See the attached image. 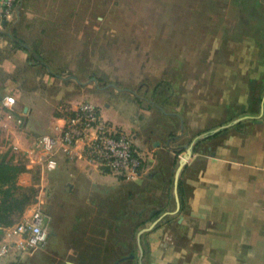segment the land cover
Returning a JSON list of instances; mask_svg holds the SVG:
<instances>
[{"label": "crops", "instance_id": "0c3cea01", "mask_svg": "<svg viewBox=\"0 0 264 264\" xmlns=\"http://www.w3.org/2000/svg\"><path fill=\"white\" fill-rule=\"evenodd\" d=\"M31 1L46 0L17 3L0 55V94H14L16 112L25 118L24 128L12 135L29 169L19 175V183L30 185L45 177L36 137L54 131L79 102L89 99L103 119L129 133L144 155L137 177L164 176L166 189L149 192V204L157 196L163 198L165 209L144 233L140 264H264V0H163L159 4L192 6L194 12L173 15L174 20L161 13L155 29L130 30L125 36L115 30L96 31L95 38L109 34L117 51L119 38H127V53L153 55L150 62L163 71L156 77L170 71L173 80L164 78L156 84L167 87L169 94L161 92L159 103L148 100V104L137 90L118 86L115 79L104 84L100 76L87 81L81 74L66 75L68 70H90L81 56L65 57L59 73L51 70L55 59L37 69L30 60L36 43L16 37ZM154 17L147 19L154 22ZM172 21L175 31L168 33ZM88 37L84 31L70 32L69 44L62 45L61 52L83 54ZM146 64L143 61L139 67L144 70ZM149 76L140 80L149 82ZM258 111L260 117L234 124L244 113ZM221 121L229 123L227 129L193 145L191 159L180 170L178 208L175 177L186 151L179 149L180 144ZM186 145L192 148L191 143ZM58 160L92 180L117 179L94 162L69 158L62 150Z\"/></svg>", "mask_w": 264, "mask_h": 264}, {"label": "rangeland", "instance_id": "374dc122", "mask_svg": "<svg viewBox=\"0 0 264 264\" xmlns=\"http://www.w3.org/2000/svg\"><path fill=\"white\" fill-rule=\"evenodd\" d=\"M161 1L163 0H46L41 3L31 1L19 28H16V37L20 41L36 43L32 52L35 56L30 54V60L32 59L37 69L46 68L42 62L55 59L51 70L59 73L62 71L58 68L64 65L65 57L67 60L71 57L78 60L81 56L83 65L88 66L90 70H68L65 71L66 75L81 74V78L87 81L100 76L105 78L104 84L110 82V79H115L118 86L137 90L144 98L145 104L149 103V99L159 103L161 92L169 94L167 87L158 86L164 78L174 79L170 76V71L160 78L156 77L163 71L152 63L153 55L127 53V38H119L120 48L117 51L113 48L109 34L104 33L96 38L92 35L96 31L115 30L124 36L130 30L150 31L160 24L157 18L161 13L171 15L172 19H169L174 20L173 15L194 12L192 6L162 5L159 4ZM169 1L171 0H167ZM147 17H154L156 20L152 22L154 19L148 20ZM136 18L139 19L135 20ZM174 26V21L169 22L167 32L172 33ZM76 31H84L90 35L87 46L79 56L65 55L61 52L62 45L67 46V40L70 39L68 34ZM74 47L70 48L71 51H74ZM77 60L74 65L78 64ZM143 61H147L148 66L144 70L139 67ZM132 66L138 68L132 69ZM144 74L151 75L149 82L140 80ZM157 82L159 85L154 89ZM154 92L157 95H153ZM61 164L55 169H46L44 178L36 179L30 185L23 184L27 194L31 193L32 189L34 191L24 212L15 215V221H18L31 213L34 207H41L50 219L46 245L33 253H23L17 258L9 256L5 258L9 259L8 264H113L112 257L115 254L112 244L115 243L122 253L135 254L134 259L121 264H140L138 232L141 226H149L155 219H148L136 228L135 223L140 217L137 214L124 213L123 205L128 203L131 211H143V207H147L143 216L146 218L155 205L149 204L148 196L155 193L154 191L166 189L165 180L158 176L155 180L151 179L148 185L147 181H150L145 177L126 179L113 173L111 174L117 178L115 180H92L75 170L76 168ZM99 168L106 171L102 167ZM26 170H29L28 167ZM144 187H147L145 192ZM174 206L173 203L172 209Z\"/></svg>", "mask_w": 264, "mask_h": 264}, {"label": "built area", "instance_id": "2783aa9c", "mask_svg": "<svg viewBox=\"0 0 264 264\" xmlns=\"http://www.w3.org/2000/svg\"><path fill=\"white\" fill-rule=\"evenodd\" d=\"M19 1L0 0V55L7 40L6 25L15 18ZM16 101L12 93L0 94V152L3 146L11 153L22 152L19 142L12 138L15 130L25 126L24 114L16 112ZM35 143L42 165L49 170L58 166L59 150L69 158L86 159L126 179H135L146 160L129 133L103 119L91 100L79 102L62 123L56 124L54 131L40 133ZM190 159L191 156L187 157L188 162ZM49 220V215L38 206L14 224L0 225V262L44 247L49 236Z\"/></svg>", "mask_w": 264, "mask_h": 264}, {"label": "trees", "instance_id": "16d2710c", "mask_svg": "<svg viewBox=\"0 0 264 264\" xmlns=\"http://www.w3.org/2000/svg\"><path fill=\"white\" fill-rule=\"evenodd\" d=\"M31 56H35V55L32 54ZM157 85H158V82H157ZM157 85L155 86L154 89H156ZM149 101L154 102V100L152 99H149ZM260 114H261L260 111L254 114H250L246 112L242 115V118L234 124L239 126L243 123L244 120L248 119L249 117L257 118L261 116ZM228 124L229 123H227V121L226 122L221 121L217 123L216 125L208 126V127L202 128L194 132L188 142H184L180 144L181 147L179 149L185 150L186 144L188 143L192 144V149L193 147L195 148V146L193 145L200 143L203 139H207V138H210L211 136L217 135L218 133L227 129L225 127ZM23 156L24 154L22 152H19L18 154L15 152L11 153V150L9 149L6 151L0 152V225H3V226H8V225H11L17 222L15 221V215L22 214L24 212V210L30 203V199L34 191V189H32L31 190L32 192L27 194L26 187L23 186V184L19 183L18 181L19 175L26 170V163H25V160L23 159ZM159 178L161 180H164L163 174L160 175ZM155 179H157V177H155ZM149 181L150 182L147 181L148 185L149 183H151V180ZM146 188L144 187L143 190ZM145 191L147 190H144V192ZM152 200H153V203L155 204L154 205L155 207L152 206L146 218L143 216L145 215L147 211V207H143L144 208L143 211L142 210L131 211L130 208L128 207V203H124L123 205L124 213H128L130 215L137 214L140 217L137 223H135L136 228L140 227L141 224L143 225L144 223H146L148 219H156L160 217L161 215L160 213L165 209L164 207H162L163 206L161 204L162 200H160V198L157 199L154 197ZM142 228L143 226L140 227V229ZM142 234H141L140 242L142 244V247L144 249V254H145ZM1 235H2V232L0 231V237ZM121 241H125V240H121ZM138 246L140 248V245ZM112 247H113L112 249L114 250V254H115L112 257L113 264H119L125 254L122 253L121 250L118 249L117 243L112 244Z\"/></svg>", "mask_w": 264, "mask_h": 264}, {"label": "water", "instance_id": "95a60500", "mask_svg": "<svg viewBox=\"0 0 264 264\" xmlns=\"http://www.w3.org/2000/svg\"><path fill=\"white\" fill-rule=\"evenodd\" d=\"M190 156H192V148H191L190 145H186V153L184 154L183 157H180V165L178 167V170H177V173H176V177H175V193H176V199H177L178 208L180 206V199H179V194H178L179 173H180V170L182 169L183 165L188 162L187 161V157H190ZM157 221H158V219L154 220L151 225L143 227L138 232V240H139V245H140V254H141V256L144 254V249H143L142 244L140 242L141 234L146 232V231H148V230H150V229H152V227L157 223Z\"/></svg>", "mask_w": 264, "mask_h": 264}, {"label": "flooded vegetation", "instance_id": "af4514ba", "mask_svg": "<svg viewBox=\"0 0 264 264\" xmlns=\"http://www.w3.org/2000/svg\"><path fill=\"white\" fill-rule=\"evenodd\" d=\"M141 239V238H140ZM139 244V243H138ZM143 256V255H142ZM134 254L130 253V254H125L123 256V259L121 260V262L119 264H121L122 262H129L131 261V259H134ZM141 257V254H139L138 258Z\"/></svg>", "mask_w": 264, "mask_h": 264}]
</instances>
